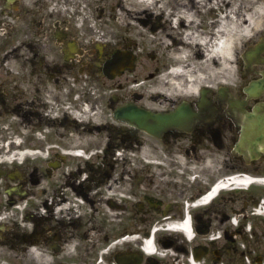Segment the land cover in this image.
<instances>
[{"label":"flooded vegetation","instance_id":"af4514ba","mask_svg":"<svg viewBox=\"0 0 264 264\" xmlns=\"http://www.w3.org/2000/svg\"><path fill=\"white\" fill-rule=\"evenodd\" d=\"M151 18L113 0H0V264H264V88L246 91L264 49L226 97L147 107L133 45L100 33L161 27ZM117 51L134 67L106 72ZM129 105L174 119L150 133L116 117ZM247 174L255 185H234Z\"/></svg>","mask_w":264,"mask_h":264},{"label":"bare ground","instance_id":"6f19581e","mask_svg":"<svg viewBox=\"0 0 264 264\" xmlns=\"http://www.w3.org/2000/svg\"><path fill=\"white\" fill-rule=\"evenodd\" d=\"M219 4L223 9L218 19L200 27L198 15L202 13L211 18L212 10ZM248 4L243 6L249 7L245 13L237 11L242 7L240 0H135L134 5L124 7L135 9L136 13L146 11L167 16L171 28L180 30L182 44L171 53L170 66L177 65L180 71L185 69V75L167 74L168 79L161 76L157 84L169 87L177 95L195 96L199 86L213 82L211 77L204 76L206 68L223 70L227 79L232 80L238 49L255 29L259 32L264 28V0H249ZM152 33H149L151 38L156 40L157 35L152 37ZM167 38L173 45L178 43L173 34L168 33ZM160 94L156 93L161 97Z\"/></svg>","mask_w":264,"mask_h":264},{"label":"rangeland","instance_id":"374dc122","mask_svg":"<svg viewBox=\"0 0 264 264\" xmlns=\"http://www.w3.org/2000/svg\"><path fill=\"white\" fill-rule=\"evenodd\" d=\"M240 2H242V4L244 6H248V2L249 0H240ZM130 6V5H134L135 4V0H114V5L115 7H121L124 8V5ZM249 7H242L239 11V13L243 12H247ZM161 12V11H160ZM214 13V12H212ZM214 16V15H213ZM163 19L164 20H168L167 16L163 15ZM144 28H137V29H133L129 32H126L124 30H122L121 32H119L120 35H123V37L127 38V39H136L138 42H140V46L144 45V53H142L141 51H138L139 53V67L138 69L131 75V79L132 81H137L133 87L138 90V93H140L143 98H144V102L143 103H148L149 101H147L148 96L150 95L151 92L155 91L156 86L154 85L155 82L157 81V79L154 80H147L146 77L143 75V70L145 68H147L149 66V60H147L146 58V51L148 52L149 50H155L158 47H161V50L163 53H161V55L163 56H167V51L165 50L164 46H160L161 42H156L158 41V39L160 38V35L162 33V31H159L161 33L158 34L157 39L153 40L151 38V36H149V33H147L145 30H142ZM112 31H108V32H103L102 35H110ZM134 32V33H133ZM169 32L174 34L175 37L180 38L179 34H176L172 28L169 29ZM133 39V40H134ZM135 42V41H134ZM136 43V42H135ZM158 46V47H157ZM165 58L161 59V61L165 64ZM238 66L237 63L234 65V75L233 78L230 82L234 83L237 79V70ZM213 74V77H216V83L219 84H227L229 85L228 79L226 77V74L223 70H217V68L213 69V71H211ZM135 78V79H134ZM216 90H218V88H216Z\"/></svg>","mask_w":264,"mask_h":264},{"label":"water","instance_id":"95a60500","mask_svg":"<svg viewBox=\"0 0 264 264\" xmlns=\"http://www.w3.org/2000/svg\"><path fill=\"white\" fill-rule=\"evenodd\" d=\"M147 116L144 112L138 111L131 119L132 120H138L137 122L144 126L146 118L150 117V114ZM149 128V127H147ZM260 142L264 144V121L260 123Z\"/></svg>","mask_w":264,"mask_h":264}]
</instances>
